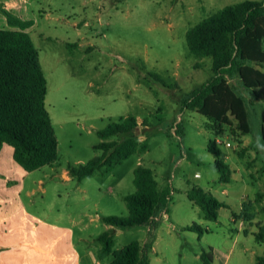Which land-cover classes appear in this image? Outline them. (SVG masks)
Instances as JSON below:
<instances>
[{"label":"rangeland","instance_id":"rangeland-1","mask_svg":"<svg viewBox=\"0 0 264 264\" xmlns=\"http://www.w3.org/2000/svg\"><path fill=\"white\" fill-rule=\"evenodd\" d=\"M25 1L32 3L31 37L47 81L46 108L58 147L52 166L19 179L20 201L30 216L58 228L52 244L56 237L61 244L71 241L80 264H109L115 252L134 242L148 244L150 264H204V254L212 257V264H254L264 251V236L259 242L255 239L264 225V91L256 97L237 86L251 112L249 135H243L233 120L213 130L205 116L182 110L179 104L183 94L213 75L212 58H199L189 50L187 32L222 8L246 0ZM76 22L83 25L77 28ZM62 41L81 44L68 48ZM147 73L159 75L175 89L163 87ZM128 116L137 118L139 141L147 140L148 149L112 172L102 169L80 181L73 178L71 167L85 166L102 155L96 148L100 143L121 139H101L98 132ZM212 140L220 149V161L230 168L229 183H221L215 167L218 157L208 150ZM139 166L153 170L158 189L171 193L168 205L154 229H114L112 254L101 259L98 238L112 228L102 219L129 217L124 197L136 192L134 172ZM193 186L209 190L225 204L217 221L206 220L188 200L186 191ZM231 186L229 194L223 193ZM12 192L7 195L11 201ZM14 207L0 214L11 215ZM13 220L16 227L9 221V229L1 232L5 237L29 224L28 236L50 240L25 212ZM194 224L202 234L186 230ZM63 230L72 236L62 235ZM49 249L15 247L5 256H13L9 264H26L18 263L26 253L43 256ZM51 250V260L63 264L62 252Z\"/></svg>","mask_w":264,"mask_h":264},{"label":"trees","instance_id":"trees-1","mask_svg":"<svg viewBox=\"0 0 264 264\" xmlns=\"http://www.w3.org/2000/svg\"><path fill=\"white\" fill-rule=\"evenodd\" d=\"M30 23H19L17 30L0 29V153L5 144L14 149V160L25 172H34L52 166L57 160L58 142L46 108L47 81L39 53L26 32ZM189 50L199 58H212L213 75L202 85L179 99L181 109L196 111L205 116L209 127L222 130L233 120L243 135L251 134L250 115L246 96L237 86L256 97L264 91V0H246L226 6L195 25L186 34ZM156 83L175 89L157 74L147 73ZM237 81V85L234 83ZM261 135L264 140V107L261 113ZM140 125L134 116L120 123L110 124L98 132L101 139L121 137L120 140L100 143L96 148L103 153L85 166L71 167L70 175L78 181L96 171L114 168L136 152L148 149L147 140L140 142ZM182 134V132H180ZM208 150L218 159L215 167L221 183H229L230 168L224 165L215 140ZM136 192L124 197L129 211L127 219L104 217L102 221L112 228L98 238L100 258L112 254L114 229L139 226L156 227L158 216L167 207L171 193L160 191L154 171L139 166L134 172ZM190 202L198 206L204 218L217 221L219 210L225 204L202 187L186 191ZM252 220V219H251ZM187 231L203 230L196 224ZM264 236V225L259 226L255 239ZM148 244L131 243L113 254L109 264H150ZM204 264H212L210 255H202ZM254 264H264V251Z\"/></svg>","mask_w":264,"mask_h":264},{"label":"crops","instance_id":"crops-1","mask_svg":"<svg viewBox=\"0 0 264 264\" xmlns=\"http://www.w3.org/2000/svg\"><path fill=\"white\" fill-rule=\"evenodd\" d=\"M23 0H0V29H7V30H17L18 27L17 25L19 23H33V9H32V3L27 2L26 5L22 3ZM12 2H14L12 4ZM12 4L11 9H8L6 7L7 4ZM69 22V21H67ZM83 23H74V26L77 28H80ZM86 25V23H84ZM33 25H29V27L26 29V32L31 36V31L33 30ZM32 29V30H31ZM78 35H81V32L78 33ZM32 38V37H31ZM33 41V40H32ZM62 43H65L66 46H70L72 44H81V43H69L67 41H62ZM69 48V47H68ZM139 123V122H138ZM140 125V124H139ZM27 173L24 171V169L19 166L15 160H14V149L5 144L2 148V151L0 153V211L2 209L8 210L9 207L12 205H15L14 207L16 209V212L12 213L11 215H2L0 214V264H9L11 261H13V256H5L7 253L10 252L9 249L15 248V247H20V248H25L31 247V249L35 250H43L47 251L46 247L48 249H52L51 251H54L57 254V251H61L64 258L65 262L63 264H80V255L78 252L73 248L72 242H68L67 244H64L59 242V239L54 238L55 244H52L51 242V237L57 236L56 232L58 228H50L46 224L40 222L38 219L35 217H32L28 214L26 211L25 207L20 201V195L22 191L21 183H20V178L23 177V175ZM199 176V175H196ZM233 189V186H231L228 189H223V193L229 194L231 190ZM12 190L14 196V199L12 201L10 198L7 196L9 195V191ZM25 212V214L30 217L35 223H38L39 227V232L41 230L44 231L43 234H47L49 236L48 241H46L44 238H39V239H34L31 236H28L26 234V228H29V224H26L24 226L21 225L22 228H25L23 230H17L15 233H9L7 234L6 237L1 233L3 228H8L9 229V221L10 225L11 223L14 222L13 219H16V214H22ZM4 216V217H2ZM23 218H21L20 222H23ZM16 225H12L11 228H15ZM111 229V228H110ZM11 230V229H10ZM30 230V229H29ZM62 235H66L67 237L70 235L72 236L71 231H64L63 230ZM42 241L44 243H42ZM45 245V246H44ZM37 246V248H36ZM45 249V250H44ZM50 249L48 250V254H45L43 256L38 255L36 253H32L30 256L29 254L23 255L21 260H19L18 263L22 262H29L31 264H56V262H53L51 259L53 258L52 255L50 254ZM17 258V257H15ZM31 258V260L29 259ZM48 259V260H47ZM17 263V261H15Z\"/></svg>","mask_w":264,"mask_h":264},{"label":"built area","instance_id":"built-area-1","mask_svg":"<svg viewBox=\"0 0 264 264\" xmlns=\"http://www.w3.org/2000/svg\"><path fill=\"white\" fill-rule=\"evenodd\" d=\"M13 3H14V2H12V4H13ZM22 3L24 4V3H26V1L23 0ZM12 4H9V3H8V4L6 5V7H7L8 9H11ZM219 142H221V143L224 144V142H222L221 140H219ZM219 142L217 141V143H219ZM225 146H226L227 148H231V147H232V144H231L230 142H226V143H225Z\"/></svg>","mask_w":264,"mask_h":264}]
</instances>
